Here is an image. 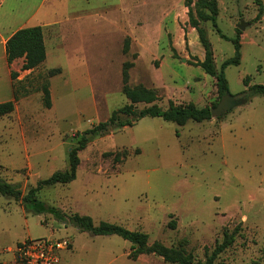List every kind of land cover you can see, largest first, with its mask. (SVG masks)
I'll use <instances>...</instances> for the list:
<instances>
[{"label":"rangeland","instance_id":"rangeland-1","mask_svg":"<svg viewBox=\"0 0 264 264\" xmlns=\"http://www.w3.org/2000/svg\"><path fill=\"white\" fill-rule=\"evenodd\" d=\"M189 1L0 0V100L12 97L14 82L19 96L15 110L0 118V177L20 183L26 193L66 170L76 133L129 102L123 93L126 62L134 63L129 84L154 90L152 104L162 109L171 103L217 106V80L196 64L206 49L190 25L196 0ZM218 5V27L211 21L200 26L218 70L234 57L233 39L241 37V63L225 72L230 93L247 94L246 102L203 122L179 125L146 116L93 137L79 152L77 178L46 186L38 194L42 201L97 224L145 232L150 245L184 248L195 262L206 261L226 232L235 233L213 264H264V95L249 90L264 83V13L257 17L255 0ZM33 25L43 27L47 58L29 70L16 60L11 86L3 40ZM52 69L60 72L50 76ZM45 237L70 240L63 264H170L155 254L133 258L132 243L118 235H91L0 195V262L18 243Z\"/></svg>","mask_w":264,"mask_h":264},{"label":"trees","instance_id":"trees-1","mask_svg":"<svg viewBox=\"0 0 264 264\" xmlns=\"http://www.w3.org/2000/svg\"><path fill=\"white\" fill-rule=\"evenodd\" d=\"M255 1L260 7L257 16L259 18L264 13V7L261 0ZM218 2L219 0H196L195 6L189 4V17L190 25L198 30L201 42L206 49L205 60L199 61L196 64L201 66L206 73L216 78L218 90L222 98L224 94L230 93L229 82L225 72L226 68L229 65H239L241 63L242 44L239 35L233 39L235 55L232 58L226 59L218 70L214 63L211 44L200 26L202 21H211L216 28L218 27L217 18L220 11ZM189 3H192V0ZM238 32L239 34L242 33L241 30H238ZM221 36L228 39L224 34H221ZM124 50H128L127 44ZM5 54L9 65L19 58H24L22 70L34 69L40 66L47 58L43 27L35 25L22 27L15 31L5 43ZM133 65V62H126L123 67V93L129 102L115 109L107 120L101 121L83 132L76 133V137L78 138L77 143L69 150V165L66 170L55 171L48 178L40 179L36 186H30L26 193L23 192L20 183H12L0 177V195L11 196L21 201L26 209L35 213H51L60 221L70 223L79 230L87 231L91 235H118L132 243L131 255L133 258H137L142 254H155L170 264H213L215 259L235 242V233L230 234L226 232L223 242L216 246L206 261L195 262L193 254L188 253L184 248L166 247L158 242L150 245L148 243L149 236L145 232L131 230L122 225L107 221H101L97 224L89 215L63 213L60 209L42 201L38 196L39 192L46 186L68 184L77 178V170L80 164L79 152L88 146L93 137L108 134L116 127L132 126L136 121L146 116L161 117L166 121L175 122L179 125H185L190 120L203 122L212 119L211 107L199 108L193 103L179 105L171 103L167 109H162L156 104H152L157 100L154 90L144 86L132 87L129 84V70ZM59 72V69H52L49 75L54 76ZM17 76V72L11 71L12 80H15ZM15 85L14 82V98L0 103V118L11 114L15 110L16 102L19 99ZM42 90L45 106L49 108L52 105L49 84H46ZM249 90L251 94L264 95V83L251 85ZM140 103L152 105L138 109L136 105ZM129 117H132V119L124 120V118Z\"/></svg>","mask_w":264,"mask_h":264},{"label":"built area","instance_id":"built-area-1","mask_svg":"<svg viewBox=\"0 0 264 264\" xmlns=\"http://www.w3.org/2000/svg\"><path fill=\"white\" fill-rule=\"evenodd\" d=\"M71 246L70 240L64 237L26 240L9 248L12 256L0 264H62L61 252Z\"/></svg>","mask_w":264,"mask_h":264},{"label":"water","instance_id":"water-1","mask_svg":"<svg viewBox=\"0 0 264 264\" xmlns=\"http://www.w3.org/2000/svg\"><path fill=\"white\" fill-rule=\"evenodd\" d=\"M240 29H244L243 24L240 25ZM246 96L247 94L245 93L235 95L231 93L224 94L217 106L211 108L212 118H219L235 107L245 103Z\"/></svg>","mask_w":264,"mask_h":264},{"label":"crops","instance_id":"crops-1","mask_svg":"<svg viewBox=\"0 0 264 264\" xmlns=\"http://www.w3.org/2000/svg\"><path fill=\"white\" fill-rule=\"evenodd\" d=\"M33 26H35V25H33ZM14 33V32H13ZM12 33V34H13ZM11 34V35H12ZM11 35H9L6 39H4L3 40V44H4V46H5V43H6V41H7V39L11 36ZM19 59H21V58H19ZM23 59V63H24V58H22ZM18 60V59H17ZM16 61V60H15ZM14 61V62H15ZM14 62L11 64V65H9V69H8V75H9V81H10V84H11V86H12V78H11V71H13L12 70V68H11V66L14 64ZM23 65V64H22ZM22 65H21V68H22ZM22 70V69H21ZM14 72H15V70H14ZM0 96H3V94L0 92ZM5 99H3V100H0V103L1 102H4V101H8V100H11V99H13L14 98V91H13V87H12V97H4ZM62 264H63V260H62Z\"/></svg>","mask_w":264,"mask_h":264}]
</instances>
